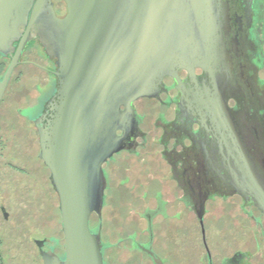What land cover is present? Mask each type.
Instances as JSON below:
<instances>
[{
  "label": "flooded vegetation",
  "instance_id": "af4514ba",
  "mask_svg": "<svg viewBox=\"0 0 264 264\" xmlns=\"http://www.w3.org/2000/svg\"><path fill=\"white\" fill-rule=\"evenodd\" d=\"M51 2L56 17L63 18V1ZM227 5L231 31L225 44L232 71L220 69L215 78L264 188V0H227ZM21 39L11 57L0 56V72L8 62L0 79ZM18 67H25L18 83L31 80L24 88L27 103L16 110L24 125L15 136L26 142L12 147L13 157L5 160L8 152L0 139V213L16 228L29 230L41 264L40 252L63 261L60 199L50 168L39 158L38 136L58 99L56 60L32 38L20 50L7 86ZM176 75L180 84L166 76L156 96L131 103L129 127L116 132L124 146L100 166L102 204L90 213L88 226L99 234L104 264H264V215L250 194L235 188L243 180L229 154L234 145L228 139L226 146L227 134L213 126L200 105L211 87L208 75L199 68ZM241 217L244 222L238 223ZM208 219L221 224L215 247L206 240ZM195 223L200 245L193 243ZM0 262L5 264L1 250Z\"/></svg>",
  "mask_w": 264,
  "mask_h": 264
},
{
  "label": "water",
  "instance_id": "95a60500",
  "mask_svg": "<svg viewBox=\"0 0 264 264\" xmlns=\"http://www.w3.org/2000/svg\"><path fill=\"white\" fill-rule=\"evenodd\" d=\"M62 1L66 14L59 19L51 0H0V56L11 57L22 37L0 79V103L25 42L38 38L56 60L58 99L47 128H38L39 158L59 195L66 255L61 261L40 252L44 264H104L99 234L88 226L90 213L102 204L100 166L124 146L116 132L129 127L131 103L156 96L166 76L180 84L181 69L208 75L211 87L200 105L227 134L226 146L228 139L234 145L229 154L243 180L235 188L250 194L264 215V188L215 78L220 69L232 71L225 44L231 31L227 0Z\"/></svg>",
  "mask_w": 264,
  "mask_h": 264
},
{
  "label": "rangeland",
  "instance_id": "374dc122",
  "mask_svg": "<svg viewBox=\"0 0 264 264\" xmlns=\"http://www.w3.org/2000/svg\"><path fill=\"white\" fill-rule=\"evenodd\" d=\"M23 69H25V67H18L15 70L0 103V139L3 143V149L6 153L8 152L5 160H9L13 157L11 152L12 147L16 146V144L26 142L25 138H17V136H15V131L18 127L24 125L17 116L15 109L27 103L24 92L27 95L29 92L27 93L26 89L31 87V80L29 81L27 78L24 79L23 85L18 83V75H20V71ZM21 85L23 91L18 95L16 91ZM27 85H30V87H26ZM25 87L26 89H24ZM0 162L3 163V160ZM237 222L243 223L244 220L241 217ZM232 223L234 224V222ZM220 225V223H213V221H209V219L205 220V236L210 247H215V245L220 243V238L216 234L217 228L220 227ZM28 234L29 230L16 228L11 220H4L2 213H0V250L5 264H41L36 248L27 237ZM227 241L229 243L230 237ZM227 241H225V243ZM194 242L198 245L201 243L200 231L196 223L194 224L193 243Z\"/></svg>",
  "mask_w": 264,
  "mask_h": 264
}]
</instances>
